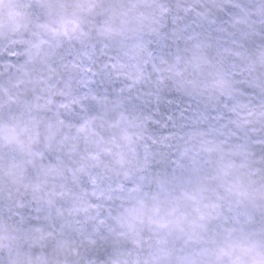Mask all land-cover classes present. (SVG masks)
<instances>
[{
	"label": "clouds",
	"instance_id": "1",
	"mask_svg": "<svg viewBox=\"0 0 264 264\" xmlns=\"http://www.w3.org/2000/svg\"><path fill=\"white\" fill-rule=\"evenodd\" d=\"M0 264H264V0H0Z\"/></svg>",
	"mask_w": 264,
	"mask_h": 264
}]
</instances>
